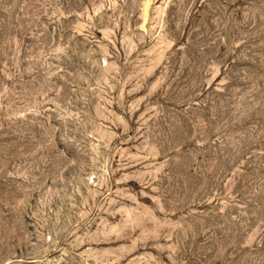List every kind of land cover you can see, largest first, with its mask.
<instances>
[{
  "label": "rangeland",
  "instance_id": "rangeland-1",
  "mask_svg": "<svg viewBox=\"0 0 264 264\" xmlns=\"http://www.w3.org/2000/svg\"><path fill=\"white\" fill-rule=\"evenodd\" d=\"M0 264H264V0H0Z\"/></svg>",
  "mask_w": 264,
  "mask_h": 264
}]
</instances>
